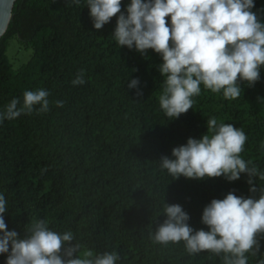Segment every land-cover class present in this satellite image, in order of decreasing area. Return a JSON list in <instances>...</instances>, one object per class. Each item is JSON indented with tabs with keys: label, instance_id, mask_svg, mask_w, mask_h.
Wrapping results in <instances>:
<instances>
[{
	"label": "trees",
	"instance_id": "1",
	"mask_svg": "<svg viewBox=\"0 0 264 264\" xmlns=\"http://www.w3.org/2000/svg\"><path fill=\"white\" fill-rule=\"evenodd\" d=\"M87 0H15L12 16L0 37V111L25 90H48L47 113L22 114L0 122V194L8 230L22 237L33 220L50 230L71 231L80 252L115 251V264H223L208 251L189 255L184 242L162 245L151 235L166 217L164 203L178 204L188 225L208 231L202 210L212 199L233 192L248 198L252 186L245 173L235 181L223 176L177 179L160 167L162 156L188 138L206 133V121L232 124L247 136L242 159L264 172V66L254 85L240 82L241 96L225 99L201 85L186 113L171 119L159 107L164 77L159 54L144 55L119 46L113 37L116 17L101 29L93 27ZM130 0H121L124 11ZM264 23V0H254ZM166 20L170 18L166 17ZM15 38L31 51L29 60L13 69L6 56ZM83 69L85 84L71 81ZM138 79L137 88H129ZM137 89L142 95H136ZM65 101L56 107L55 101ZM38 107V106H37ZM259 252L246 253L247 264L264 261V235ZM7 254H0L5 264Z\"/></svg>",
	"mask_w": 264,
	"mask_h": 264
},
{
	"label": "clouds",
	"instance_id": "2",
	"mask_svg": "<svg viewBox=\"0 0 264 264\" xmlns=\"http://www.w3.org/2000/svg\"><path fill=\"white\" fill-rule=\"evenodd\" d=\"M79 5V0H73ZM93 27L101 29L116 17L113 37L117 44L144 55L148 49L159 54L158 71L163 80L158 97L159 107L171 119L192 109L193 97L201 85L225 99L241 96L240 82L252 86L264 66V23L258 20L254 0H130L121 11V0H87ZM166 17L170 20H166ZM81 69L71 81L85 84ZM132 79L129 88H137ZM50 93L39 88L25 90L0 111V122L14 120L34 111L50 110ZM136 95H142L137 89ZM63 107L65 101L54 102ZM38 106V107H37ZM207 131L199 139L188 138L172 149L171 157L162 156L159 164L173 179L183 176L201 180L223 176L228 181L241 173L264 180V172L241 158L247 136L232 124L218 123L215 117L206 121ZM256 195L245 198L229 192L223 199H212L204 206L201 223L208 231L194 230L187 223L188 214L178 204L164 203L166 217L151 235L155 243L167 245L184 242L189 255L208 251L222 255L223 264H247L246 253L259 252L258 237L264 235V187L252 186ZM7 200L0 194V254H7L5 264H115L118 254L92 250L80 252L71 231L63 234L49 229L43 219L33 220L22 237L8 230L3 214ZM260 264H264L261 261Z\"/></svg>",
	"mask_w": 264,
	"mask_h": 264
},
{
	"label": "rangeland",
	"instance_id": "3",
	"mask_svg": "<svg viewBox=\"0 0 264 264\" xmlns=\"http://www.w3.org/2000/svg\"><path fill=\"white\" fill-rule=\"evenodd\" d=\"M6 56L11 63L13 69H18L20 66L25 64L30 56L31 51L25 50L15 38L9 41L8 48L6 50Z\"/></svg>",
	"mask_w": 264,
	"mask_h": 264
},
{
	"label": "water",
	"instance_id": "4",
	"mask_svg": "<svg viewBox=\"0 0 264 264\" xmlns=\"http://www.w3.org/2000/svg\"><path fill=\"white\" fill-rule=\"evenodd\" d=\"M15 0H0V37L4 34L12 16Z\"/></svg>",
	"mask_w": 264,
	"mask_h": 264
}]
</instances>
